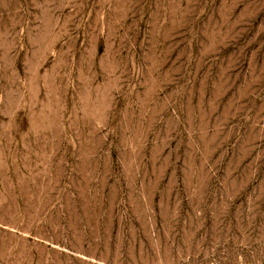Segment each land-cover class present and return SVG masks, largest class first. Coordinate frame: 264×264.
I'll return each instance as SVG.
<instances>
[{
  "label": "rangeland",
  "instance_id": "374dc122",
  "mask_svg": "<svg viewBox=\"0 0 264 264\" xmlns=\"http://www.w3.org/2000/svg\"><path fill=\"white\" fill-rule=\"evenodd\" d=\"M0 264H264V0H0Z\"/></svg>",
  "mask_w": 264,
  "mask_h": 264
}]
</instances>
